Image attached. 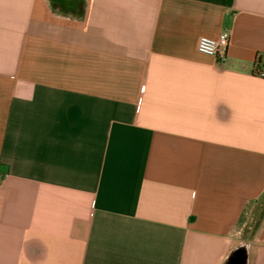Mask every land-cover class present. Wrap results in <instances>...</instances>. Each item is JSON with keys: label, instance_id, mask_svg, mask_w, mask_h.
<instances>
[{"label": "crops", "instance_id": "0c3cea01", "mask_svg": "<svg viewBox=\"0 0 264 264\" xmlns=\"http://www.w3.org/2000/svg\"><path fill=\"white\" fill-rule=\"evenodd\" d=\"M52 1L0 0V264H264V0Z\"/></svg>", "mask_w": 264, "mask_h": 264}, {"label": "built area", "instance_id": "2783aa9c", "mask_svg": "<svg viewBox=\"0 0 264 264\" xmlns=\"http://www.w3.org/2000/svg\"><path fill=\"white\" fill-rule=\"evenodd\" d=\"M228 45V33L221 32L216 38L206 36L198 37L196 41V50L201 54L214 57L218 63L223 65L226 61ZM254 74L259 77H264V69L256 66Z\"/></svg>", "mask_w": 264, "mask_h": 264}, {"label": "water", "instance_id": "95a60500", "mask_svg": "<svg viewBox=\"0 0 264 264\" xmlns=\"http://www.w3.org/2000/svg\"><path fill=\"white\" fill-rule=\"evenodd\" d=\"M246 263V251L244 247H237L227 257L225 264H245Z\"/></svg>", "mask_w": 264, "mask_h": 264}, {"label": "trees", "instance_id": "16d2710c", "mask_svg": "<svg viewBox=\"0 0 264 264\" xmlns=\"http://www.w3.org/2000/svg\"><path fill=\"white\" fill-rule=\"evenodd\" d=\"M51 1V6H52V8H57L58 7V5H57V3L56 2H54V1H52V0H50ZM260 203L264 206V195L262 196V198H261V200H260ZM258 211V212H257ZM262 211H264V207H257L256 208V210L254 211V213L252 214V217L250 218V220H254V230L256 229V227H257V224L259 223V220H260V218H261V212ZM243 245V244H242ZM245 245V244H244ZM233 251H231L230 253H229V255L232 253ZM228 255V256H229ZM226 260H227V258L223 261V263L222 264H225L226 263Z\"/></svg>", "mask_w": 264, "mask_h": 264}]
</instances>
